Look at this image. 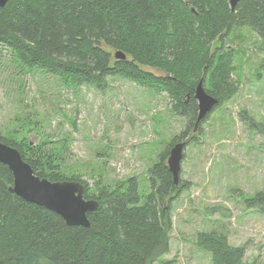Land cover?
Wrapping results in <instances>:
<instances>
[{"label":"trees","instance_id":"obj_1","mask_svg":"<svg viewBox=\"0 0 264 264\" xmlns=\"http://www.w3.org/2000/svg\"><path fill=\"white\" fill-rule=\"evenodd\" d=\"M243 28L264 41V0H242L235 10L230 0H10L0 9V72L10 81L20 84L43 72L79 90L105 89L109 78H122L167 92L174 111L188 121L149 170L144 202L137 178L115 186L98 182L92 190L65 171L64 144L0 132V142L16 148L37 176L79 182L85 198L99 203L89 214L90 228L68 226L11 193L14 175L0 163V264H155L169 254L172 205L189 186L174 184L167 160L173 146L195 133L201 81L220 106L237 93L238 50L226 41ZM119 52L127 59L118 60ZM197 140L192 134L189 142ZM247 207L264 213V193ZM198 245L212 254L213 264H261L249 262L247 248L233 246L222 232L200 234Z\"/></svg>","mask_w":264,"mask_h":264},{"label":"rangeland","instance_id":"obj_2","mask_svg":"<svg viewBox=\"0 0 264 264\" xmlns=\"http://www.w3.org/2000/svg\"><path fill=\"white\" fill-rule=\"evenodd\" d=\"M226 46L238 50V91L212 111L201 134L183 141L181 183L189 187L172 205L170 252L155 264H213L212 254L198 245L200 234L212 232L245 246L249 262L264 264V213L247 207L264 193V41L243 28ZM8 76L0 72V132L64 144L65 171L81 176L92 190L98 182L115 186L137 178L144 202L149 170L187 130L167 92L122 78H109L105 89L78 90L43 72L20 84ZM192 134L199 137L196 143L189 142Z\"/></svg>","mask_w":264,"mask_h":264},{"label":"water","instance_id":"obj_3","mask_svg":"<svg viewBox=\"0 0 264 264\" xmlns=\"http://www.w3.org/2000/svg\"><path fill=\"white\" fill-rule=\"evenodd\" d=\"M10 0H0V9L6 7ZM242 0H230L231 9L235 10ZM118 60L124 61L126 55L116 53ZM195 98L199 113L194 132L209 114L220 104L219 100L210 95L201 81L196 89ZM186 142L173 146L168 159V167L173 175L176 186L181 183V170L184 161ZM0 163L7 165L14 175V186L11 193L28 203L45 208L56 213L71 227L90 228L89 214L97 211L99 203L85 198V187L75 181L51 182L37 176L32 167L24 161L21 153L13 147L0 142Z\"/></svg>","mask_w":264,"mask_h":264}]
</instances>
